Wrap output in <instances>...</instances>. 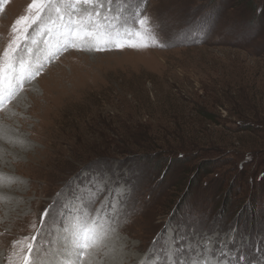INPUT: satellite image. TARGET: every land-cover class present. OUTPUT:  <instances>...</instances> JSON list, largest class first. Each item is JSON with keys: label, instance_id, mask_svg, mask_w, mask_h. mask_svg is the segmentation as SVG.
<instances>
[{"label": "rangeland", "instance_id": "1", "mask_svg": "<svg viewBox=\"0 0 264 264\" xmlns=\"http://www.w3.org/2000/svg\"><path fill=\"white\" fill-rule=\"evenodd\" d=\"M30 2H0V51ZM146 10L167 46L51 56L41 43L43 70L0 112V264L58 193L93 177L125 191L118 215L110 197L101 208L107 188L90 205L109 229L95 264L112 254L139 264L173 229L200 242L198 258L264 264V0H147ZM43 231L41 264H60L68 253Z\"/></svg>", "mask_w": 264, "mask_h": 264}, {"label": "snow or ice", "instance_id": "2", "mask_svg": "<svg viewBox=\"0 0 264 264\" xmlns=\"http://www.w3.org/2000/svg\"><path fill=\"white\" fill-rule=\"evenodd\" d=\"M146 4L147 0H31L25 14L11 25L8 42L0 51V112L10 111L9 105L18 99L25 84L43 70L41 43L48 47L51 56L69 49L106 51L113 47L144 49L167 46L168 42H161L163 22L153 20L147 14ZM206 24L207 21L202 19L198 27L202 29ZM187 35L190 33L183 32L177 37ZM3 179L0 176V180ZM106 188L108 195L101 202V208L108 206L110 197L111 212L118 215L125 197L122 188L110 187L107 181L97 177L69 187L68 194L58 193L56 202L44 210L37 224L31 225L34 234L13 241L8 264H41L35 244L37 236L52 234L43 231L47 227L56 232L57 256L68 253L60 264H85V261L95 264L96 254L107 247L109 229L105 227L104 215L107 213L101 214L98 208L93 215L90 205L97 203ZM62 196L63 201L60 200ZM52 209H55V214H52ZM61 218L63 227L60 226ZM172 231L170 238L162 241L158 237L146 253V259L139 264H221L218 259L210 261L207 256L198 258L203 255L199 252L200 242L191 241L185 231ZM233 240L234 237L228 243ZM203 247L209 251L208 243ZM111 253H114L113 249L104 254ZM220 254L227 255L223 250ZM111 260L112 264H123L115 254L111 255Z\"/></svg>", "mask_w": 264, "mask_h": 264}, {"label": "trees", "instance_id": "3", "mask_svg": "<svg viewBox=\"0 0 264 264\" xmlns=\"http://www.w3.org/2000/svg\"><path fill=\"white\" fill-rule=\"evenodd\" d=\"M249 2H252L253 4L254 3L258 4L259 3V0H249ZM262 12H263V10H261V12H259V14H258L259 17L260 16H263Z\"/></svg>", "mask_w": 264, "mask_h": 264}, {"label": "bare ground", "instance_id": "4", "mask_svg": "<svg viewBox=\"0 0 264 264\" xmlns=\"http://www.w3.org/2000/svg\"><path fill=\"white\" fill-rule=\"evenodd\" d=\"M2 134V133H1ZM9 140H11V139H9ZM16 147V146H15ZM18 147V146H17ZM5 151H6V149H4ZM9 155H10V153H9ZM12 155V154H11ZM11 157V156H10Z\"/></svg>", "mask_w": 264, "mask_h": 264}]
</instances>
